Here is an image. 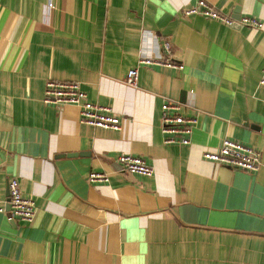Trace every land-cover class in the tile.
Returning <instances> with one entry per match:
<instances>
[{"label": "crops", "instance_id": "1", "mask_svg": "<svg viewBox=\"0 0 264 264\" xmlns=\"http://www.w3.org/2000/svg\"><path fill=\"white\" fill-rule=\"evenodd\" d=\"M195 1L0 0V206L12 177L35 201L31 222L0 213V264H264V0H207L262 27L185 15ZM47 80L78 82L120 129L44 103ZM164 100L196 118L188 144L165 142ZM223 138L258 150L259 169L204 159Z\"/></svg>", "mask_w": 264, "mask_h": 264}, {"label": "built area", "instance_id": "2", "mask_svg": "<svg viewBox=\"0 0 264 264\" xmlns=\"http://www.w3.org/2000/svg\"><path fill=\"white\" fill-rule=\"evenodd\" d=\"M185 15L198 13L207 17L218 19L225 24L232 25L235 23L262 27V22L257 18L244 15L239 19L225 14L218 10L212 3L207 0H196L195 3L183 10ZM163 49L166 53L171 50L170 43L165 40ZM139 65L159 64L168 68L183 69V65L171 60L154 61L149 58L139 57ZM138 80V70L132 68L128 70L125 82L127 85L136 87ZM258 84L264 87V68ZM193 91L189 90L188 95ZM43 102L50 105L70 104L79 108L81 122L104 129L119 130L121 127L120 119L112 114L108 107L91 102L86 93L80 88L78 82H59L47 80L44 88ZM160 129L166 135L165 142H180L188 144L190 135L196 118L194 116H184L182 105L173 101L164 100L160 105ZM203 158L212 162L229 166L248 172H255L260 167V152L239 141L223 138L220 145L215 151H206L202 154ZM118 165L126 172L140 174L150 177L153 174V168L145 163L140 156L122 153L117 157ZM87 179L89 182H106L108 175L104 172L90 171ZM8 205L11 218H17L24 222H31L35 215V201L32 198L23 196L19 181L12 177L7 183ZM6 212L4 206H0V213Z\"/></svg>", "mask_w": 264, "mask_h": 264}, {"label": "water", "instance_id": "3", "mask_svg": "<svg viewBox=\"0 0 264 264\" xmlns=\"http://www.w3.org/2000/svg\"><path fill=\"white\" fill-rule=\"evenodd\" d=\"M7 195H8V192H7ZM7 201H8V198H7ZM5 208H6V210H8V209H9V205H8V203H6V206H5Z\"/></svg>", "mask_w": 264, "mask_h": 264}]
</instances>
